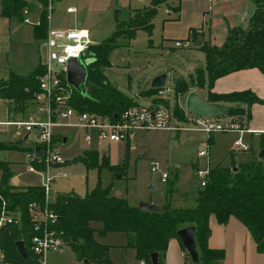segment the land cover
Returning <instances> with one entry per match:
<instances>
[{
	"label": "trees",
	"instance_id": "1",
	"mask_svg": "<svg viewBox=\"0 0 264 264\" xmlns=\"http://www.w3.org/2000/svg\"><path fill=\"white\" fill-rule=\"evenodd\" d=\"M39 1L40 10L37 23L33 26V37L42 40L47 30V1ZM251 1L255 8L246 27L227 26L220 44H216L211 38L202 41L199 48L204 53V64L197 67V78L191 77L189 82L206 87L208 101H225L232 105L225 114L241 115L246 112L247 107L244 104L249 106L253 102L263 101L249 89L230 92L211 90L217 77L233 70L255 66L264 73V0ZM0 2V15L5 17L15 16L16 11L25 4L22 0ZM165 2L166 0H152L148 7L129 17L123 29L117 22L114 30L100 43L88 45L83 56L91 59L86 66L85 93L72 88L68 97L69 104L80 110L114 118L125 107L137 102L109 84L102 67L108 65L107 57L115 47L116 39L122 37L129 41L140 29L151 34L152 18L158 7ZM173 10L177 18L179 5ZM198 37L199 33L191 29L192 42ZM42 70V65L38 63L25 74L9 71L4 78H0V98L12 110L23 111L31 102L34 93L39 90L38 77ZM189 83L183 81L178 90L187 91ZM235 103L238 105H234ZM175 105L176 112L178 107ZM178 112L181 110L178 109ZM62 138L58 132L53 135L54 141ZM259 144L260 148H264V131L259 133ZM10 146L15 144L0 140V147ZM229 155L233 160L231 151ZM96 157L95 150L86 149L76 160L86 165H95ZM0 170V197L4 200V207L18 214V221L0 225V247L4 258L13 264H40L36 254L29 248L30 236L36 229L28 214L27 203L34 200L43 204V189L39 184L10 183L12 173L4 160H0ZM171 191L170 186L166 195ZM48 207L55 213V219L47 226L55 229L77 259H85L84 264H112L108 257L109 245L94 238V234L102 235L107 231H123L125 245L133 247L136 258L143 260L144 264H152L150 253L153 251H157L159 264H162V256L170 238H179L177 229L191 224L195 226L198 251V261L192 260L193 264H220L224 249L211 247L207 243L210 214H214L221 223H225L230 215L237 217L250 232L257 251L264 253V159L256 153L238 163L231 161L230 164L210 166L205 184L198 189L197 203L194 206H172L166 201L156 210L141 209L139 206L130 205L125 197L110 194L108 186H101L96 182L83 195L72 192L56 193L48 202ZM17 239H21L25 246V258L16 249ZM179 240L181 242L180 238ZM181 245L186 256L190 258L182 242Z\"/></svg>",
	"mask_w": 264,
	"mask_h": 264
},
{
	"label": "rangeland",
	"instance_id": "2",
	"mask_svg": "<svg viewBox=\"0 0 264 264\" xmlns=\"http://www.w3.org/2000/svg\"><path fill=\"white\" fill-rule=\"evenodd\" d=\"M24 6L18 9L15 21L8 24L7 18L0 15V76L7 75L9 71L26 73L37 63L44 62L45 47L43 40L33 37V26L37 23L40 10L39 0H22ZM46 24L51 28H65L72 26L76 19L89 26L92 31L90 43L97 44L108 36L118 22L121 29L126 26L127 20L136 11L145 9L152 0H46ZM49 1V2H48ZM208 0H192L185 4L183 16L178 20H164L167 17L166 9L162 5L152 19V29L149 35L145 30H137L135 36L129 41L119 37L115 40V47L107 57L108 65L103 66V74L109 84L122 93L130 96L132 100L163 103L173 109L178 119L185 120L187 109L185 100L190 90L199 95L205 94L204 87L190 84V78H197L198 66L204 64V53L199 46L191 44L188 47H175L174 40L186 39L190 28H198L203 21V10ZM67 6L76 8V12H66ZM1 8V2H0ZM246 10V9H245ZM46 14V16H47ZM244 15V13H243ZM239 20L241 22L242 16ZM221 15L215 19H220ZM209 19V18H208ZM222 26L211 29L215 43L220 44ZM200 35V34H199ZM207 35L203 33V40ZM150 39V40H149ZM166 42L169 47L166 46ZM165 71L166 83L162 87H151V78ZM187 81V91L180 92L179 84ZM177 111L175 112L174 108ZM3 103H0V119L4 115ZM33 109L29 104L25 114ZM178 109L181 112H178ZM243 114H247L244 112ZM20 114L16 113L15 117ZM3 131V132H1ZM64 141L57 144L59 155L66 161V175H55L50 181L51 196L56 193H76L83 195L87 190L99 182L101 186H108L112 195L125 197L133 206L141 201L161 206L165 202V192L173 180L179 191L187 190L191 197L192 190L196 188L192 179L196 178L194 170L209 164H226L231 161L238 163L250 153L245 150L236 153L235 160L228 154V146L234 147L237 131H215L213 141H209L210 149L207 156L198 155L199 147L204 145L206 136L203 132L186 130L155 129L142 130L133 135L128 141H101L97 143L95 133L89 130L91 140L86 143L82 138L83 131L73 126L54 127ZM0 140L10 147H0V160L7 162L11 173L17 177L18 185L40 183V174L29 171L25 167L26 142L12 133V127L3 125L0 129ZM248 134L244 141L258 149V136L249 140ZM95 150L97 157L95 165H86L77 161L76 157L83 150ZM260 149V148H259ZM234 150H237L236 148ZM257 151L253 155H255ZM246 154V155H245ZM250 156V155H249ZM208 158V163L206 159ZM152 163L157 164L152 169ZM39 165V166H37ZM44 165V164H43ZM42 164H35L42 168ZM59 167L58 169H60ZM55 171V170H53ZM162 172H167V180L161 179ZM1 173V170H0ZM154 182L155 188H149ZM234 218V217H232ZM235 220L238 219L234 218ZM123 233L112 231L106 233L104 239L122 238ZM48 262L67 264L72 262V252L68 245L45 252ZM264 256V255H263ZM187 264H193L192 259ZM253 264H264L261 260Z\"/></svg>",
	"mask_w": 264,
	"mask_h": 264
},
{
	"label": "built area",
	"instance_id": "3",
	"mask_svg": "<svg viewBox=\"0 0 264 264\" xmlns=\"http://www.w3.org/2000/svg\"><path fill=\"white\" fill-rule=\"evenodd\" d=\"M49 2V1H48ZM48 6V4H47ZM67 11H74L67 7ZM48 20V14H47ZM90 43L87 29L81 26L71 28H51L47 26L43 39L45 47L42 73L38 77L39 90L31 99L33 109L22 118L7 116L0 119V129L3 125L12 127V133L26 142L25 160L26 169L40 174V183L43 189V204L37 201L27 203V211L34 222L35 232L30 236V250L36 254L40 264H48L45 252L56 249L64 244L55 229L47 226L54 221L55 213L48 207L52 200L50 194V181L55 175H66L67 169L63 168L65 160L59 155L57 144L62 140L54 141L53 135L57 132L54 127L73 126L80 128L82 138L86 143L91 140L89 130L95 133L97 143L101 141H128L133 135L142 130L169 129L203 132L208 135L215 131L235 130L240 133L251 131L242 122L232 117L222 115H197L187 112L185 120L178 119L173 109L163 103L136 102L125 107L114 118L88 110H80L68 102V97L73 88L65 79L66 62L71 57H82ZM191 41L187 39L174 40L175 47H188ZM5 101L0 99V103ZM37 146V148H35ZM249 144L239 137L234 141L233 149H246ZM208 142L197 151L198 155L207 156ZM35 164H44L37 168ZM61 167L60 169H58ZM152 169L157 168L152 163ZM210 166L195 169L197 183L203 186L206 182ZM55 170V171H53ZM167 172H162L161 179L166 180ZM1 198V197H0ZM18 221V214L4 207L1 198L0 225ZM144 264L143 260H140ZM0 264H13L4 258L0 247Z\"/></svg>",
	"mask_w": 264,
	"mask_h": 264
},
{
	"label": "crops",
	"instance_id": "4",
	"mask_svg": "<svg viewBox=\"0 0 264 264\" xmlns=\"http://www.w3.org/2000/svg\"><path fill=\"white\" fill-rule=\"evenodd\" d=\"M189 1L192 0H166L165 3H162L160 6L163 5L167 13V17L164 20H178L181 15L183 16L184 6ZM176 5H179V13L177 18H175L176 13L173 10ZM160 6L158 7L157 11L159 10ZM67 7L73 8L74 11L72 12H76L75 7L73 6H67ZM254 8H255L254 3L251 0H208V5L203 10V21L201 22V25L198 28H190L185 34L186 35L185 38L189 41H192L190 38V31L191 29H195L200 34L198 38L202 39V41H203V33L207 35L206 39L211 38L213 41H215V36L212 37L211 35L212 34L211 29H213L216 26H220V27L222 26L223 28L222 36H223L226 33L227 26L239 25L241 27H246L248 24L249 17L254 11ZM66 12L69 11L66 10ZM36 14L38 15V12ZM219 14L221 15V18L215 19L216 16H218ZM241 15L243 16L240 22L239 18ZM6 18L8 24L16 20V18H12V17H6ZM48 26L51 27L50 23H48ZM74 26H81L86 28L89 39L90 36L92 37L91 29L89 28V26L83 24L81 20L79 21L78 19H76L75 23L72 26L65 28H71ZM53 28H58V27H53ZM166 46L169 47L167 43ZM32 69H30L29 71H31ZM14 73H18V72H14ZM18 74H25V73H18ZM5 76L6 75L0 76V78H4ZM204 89H205V94L203 95L200 94V96L207 100V88L204 87ZM243 89H249L253 91L263 101L253 102L249 106H246V104H244V106L247 107L246 115L223 114L222 117H232L242 122V124L247 128L251 129V131H244L242 133L237 131L238 133L237 138L240 137L243 140L244 135L248 134L249 140L253 141V136L257 135L259 141V133L264 131V73L258 67L255 66L241 68L217 77L213 81V84L211 86V90L214 92H230L233 90H243ZM138 102L149 103V101H145V100L142 101L138 100ZM1 103L5 105L4 115L2 119H4L7 116L15 117L16 113H19L20 116L15 118H22L26 116L24 112L27 106L29 104L33 106V102L31 101L26 105L23 111H14L9 107L6 101H3ZM217 103H223L229 105V103L225 101H217ZM231 131H235V130H231ZM205 136H206V142H208V144L210 140L211 141L214 140L213 132ZM243 142L245 141L243 140ZM227 148H228V154L231 151L232 158L233 160H235L236 153L238 152L242 153L243 150L246 151V154L250 153L249 154L250 156L253 155V152L254 153L256 151L258 152L260 148V144L257 150L253 149L252 145L250 144L248 148L241 149L242 151H238L240 149L234 150L233 147H231V144ZM249 155L242 160H245L246 158L250 157ZM206 163H208V158L206 159ZM14 178L16 179V182H14L13 180ZM195 179H192V184L196 186V188L192 190L191 199L188 198L190 197L189 194L187 193L188 191L187 190H184L183 192L179 191L178 187L176 186V182L173 180V182H171L169 185V187L171 186L172 191L168 195H166L167 191L165 192V202L169 201V203L172 206H194L197 203V194H198V189L200 187L198 183L196 184L194 183ZM9 181L10 183L18 184V179L13 174L10 176ZM54 195L55 194L52 195V198L54 197ZM135 206L138 205L135 204ZM232 217L238 219L234 215H230L225 223H221L217 220L214 214L209 215L210 233L207 238V243L211 247H222L224 249V256L220 264H253L255 263V260L256 262H259L260 260L264 262V256H263L264 253L257 251L255 241L250 235V232L248 231L246 226L239 219L237 222V220H235ZM94 224L98 225V223H94ZM108 232H112V231H107L102 235L94 234V238L101 243L109 245L108 257L112 262V264H142V262L136 258L135 249H133V247L131 246L125 245L126 237L123 231H118L123 233L122 238H116L115 240L103 238ZM71 252L73 257L71 259L72 262L70 261L67 264H84L83 260L77 259L72 250ZM189 259L190 258L186 256V253L182 248L179 238L171 237L170 240L168 241L166 251L162 256V264H187ZM47 263L62 264V263H54V262L52 263L48 261ZM86 264H92V263L89 262Z\"/></svg>",
	"mask_w": 264,
	"mask_h": 264
},
{
	"label": "water",
	"instance_id": "5",
	"mask_svg": "<svg viewBox=\"0 0 264 264\" xmlns=\"http://www.w3.org/2000/svg\"><path fill=\"white\" fill-rule=\"evenodd\" d=\"M202 43V39L198 38L194 41V46H199ZM71 57L67 60L65 66V79L66 81L80 93H85V75H86V66L91 61L88 57ZM167 79V73L165 71L159 72L155 74L150 80V86L153 87H162L165 85ZM238 105V103L234 104ZM185 107L187 111L197 115H223L228 112L232 105L217 103L208 101L202 98L196 91L190 90L187 93L186 100H185ZM65 140V137L62 138ZM37 148V146H35ZM257 155L260 158L264 159V148H260L257 152ZM16 182V179H13ZM194 183H197V180H194ZM149 188H154V182H151L148 186ZM138 206L141 209L147 210H156L158 206L154 203L141 201L139 202ZM177 235L181 239L186 251L188 252L190 258L193 261H198V251L196 248V240H195V226L193 224L182 226L177 229ZM16 249L18 253L23 257H27V252L25 246L21 239H17L15 241ZM150 260L152 264H159L158 261V253L157 251H153L150 253ZM85 261V259H83Z\"/></svg>",
	"mask_w": 264,
	"mask_h": 264
}]
</instances>
